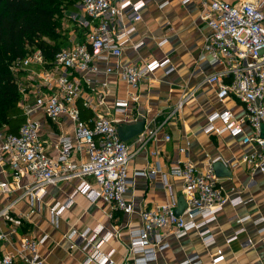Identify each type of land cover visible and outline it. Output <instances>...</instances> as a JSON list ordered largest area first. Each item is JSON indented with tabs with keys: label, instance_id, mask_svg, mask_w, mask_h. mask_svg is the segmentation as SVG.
<instances>
[{
	"label": "built area",
	"instance_id": "built-area-1",
	"mask_svg": "<svg viewBox=\"0 0 264 264\" xmlns=\"http://www.w3.org/2000/svg\"><path fill=\"white\" fill-rule=\"evenodd\" d=\"M191 1L184 0L183 3ZM199 4L200 18L209 26L199 61L205 60V63L217 68L203 82L217 87L219 101L225 102L235 97L245 106L242 117H237L230 109L213 112L208 116L203 131L216 135L229 133L251 148H262L261 151L247 154L244 159L253 165L254 170L264 172V0H199ZM145 6L144 0H81L80 7L85 17L78 21L86 29L84 41H72L71 45L57 53L54 65L32 73L28 79L32 82L30 87L25 85L22 77L32 62L46 64L41 50H35L13 63L12 71L22 94L20 106L26 121L17 134L7 133L0 144V157L10 169L12 177V181L0 182V194L11 190L12 184L21 188L25 174H29L32 181L23 195L0 210V220L20 224L21 221L10 214L18 200L30 195L34 201L32 204L40 209L47 187L71 178L82 179L79 191L91 202H108L114 210L128 215L134 212V202L128 197L133 184L130 163L135 155L157 139L160 128L146 129L145 126V130L136 138L137 146L131 149L129 143L121 139L119 122L111 110H101L106 104L107 81L101 84L103 90L99 91V101L94 103L86 99V106L94 112L91 118L85 120L81 117L78 99L84 92L82 79L90 73L100 72L98 60L105 59L106 74L119 73L121 79L135 89L140 87L143 78L157 69L173 70L170 57L164 61L154 60L137 65L120 61L111 64L108 57L102 56L106 51L119 58L129 45L136 51L143 47L144 42H134L133 37L137 33V23L143 19ZM166 41L165 38L159 44ZM226 78L230 79L229 82ZM31 95L34 96L32 102L29 101ZM190 96L181 100L177 109ZM131 97L135 101L139 99L137 93H131ZM128 106L127 99H117L113 111L123 114ZM39 110L53 121L67 116L74 123L73 134L61 138L56 158L49 154L40 138L39 123L32 120V115ZM246 126L252 129L251 133H247ZM165 139L169 140L170 136L166 135ZM83 148L87 159L72 162L74 152ZM186 151V148L180 149L181 153ZM151 154L158 156L159 151H151ZM159 172L161 167L156 163L147 169L135 170L133 176L149 177ZM169 174L182 181L186 206L178 215V202L172 197L171 201L142 210L139 225L128 223V258L132 264H157L159 254L170 247L167 239L170 233L182 238L196 230L206 245L213 244L215 239L209 234L207 224L217 219L225 204L243 202L239 197L232 199L224 193L212 163L200 168L192 162H177L171 166ZM88 177L93 179V183L87 180ZM63 209L64 206H58L52 208V212L58 215ZM118 235V230L103 233V227L99 226L85 231L73 229L68 239L71 247L89 249L87 263L116 264L112 259L114 251L104 253L101 245L107 238ZM5 238L0 224V240ZM235 238L236 235L228 241ZM45 239L25 237L22 240L19 254L27 264H45V259L39 253V245ZM251 244L250 240L244 242L245 247ZM194 258L180 264H190ZM221 259L222 256L217 257L212 264H217ZM0 264L18 263L13 255L3 253L0 254Z\"/></svg>",
	"mask_w": 264,
	"mask_h": 264
},
{
	"label": "crops",
	"instance_id": "crops-1",
	"mask_svg": "<svg viewBox=\"0 0 264 264\" xmlns=\"http://www.w3.org/2000/svg\"><path fill=\"white\" fill-rule=\"evenodd\" d=\"M144 1L143 19L137 23V33L133 37L134 42L142 40L143 47L136 51L129 45L119 58L106 51L102 56L108 57L111 64L120 61L137 65L154 60L164 61L170 57L173 70L167 72L166 68H159L143 78L140 87L135 89L122 80L119 73L106 74L105 59L98 60L100 72L86 75L89 81L82 79L84 92L78 99L81 117L85 120L91 118L94 112L86 106V99L94 103L99 101V91L103 90L101 84L107 81L106 104L101 110H111L119 124L146 120V129L160 128L157 139L135 155L130 163L133 184L128 197L133 200L135 210L128 215L114 210L108 202H91L79 191L81 178H71L48 186L40 209L32 204L34 201L30 195H25L10 212L21 223L0 220L6 234V238L0 240V254L13 255L18 264H27L19 254L25 237L37 240L46 238L39 245V253L45 259V264H98L94 261L87 263L89 249L71 247L68 235L73 229L85 231L99 226L103 227V233L119 231L118 236L106 239L101 251L109 253L113 250L112 259L116 264H132L128 258V223L139 225L142 210L171 201L172 197L178 202V198L183 195L182 181L169 174L171 166L177 162H192L197 167L205 168L216 161H222L231 172L227 176H217L218 184L227 196L232 199L239 197L243 202L225 204L217 214V219L207 224L209 234L215 239L209 246L196 230L182 238L170 233L167 237L170 247L159 254L157 264H180L192 257L195 258L190 264H212L219 256L222 259L217 264H264V172L254 170L253 165L244 159L247 154L263 149L251 148L229 133L216 135L203 131L208 116L213 112L230 109L237 117H242L245 115V106L235 97L225 102L219 101L217 87L203 82L217 68L211 67L205 60L199 61L205 37L209 33L207 22L200 18L199 0L187 4L183 3L184 0ZM79 10L76 19L67 26L73 42L85 40L86 29L78 21L85 14L81 7ZM165 38L167 41L160 45V41ZM45 67L46 64L32 62L22 77L25 85L30 87V75ZM225 80L229 82L230 79ZM131 93L139 95L138 101L131 97ZM190 94L182 107L177 109L179 102ZM117 99L129 101L126 113H114ZM33 100L34 96L31 95L29 101ZM32 120L39 123L40 138L49 154L56 158L61 138L73 134L74 123L67 116L53 121L40 110L32 115ZM245 129L247 133L252 132L249 126ZM7 133V128L0 129V144ZM166 135L170 136L169 140L165 139ZM136 138L127 141L131 149L137 146ZM182 147L186 148L185 153L180 152ZM154 150L159 151L158 156L151 154ZM86 159L83 148L74 152L71 161L78 163ZM156 163L161 167V172L156 175L133 176L135 170L147 169ZM0 169V182L12 181L10 169L4 165L1 157ZM87 180L93 183L91 177ZM31 181V176L25 174L21 188L12 184L11 190L3 191L0 194V210L23 195ZM58 206H64V209L57 215L52 212V208ZM235 235L236 238L229 242ZM249 240L252 244L245 247L244 242Z\"/></svg>",
	"mask_w": 264,
	"mask_h": 264
},
{
	"label": "trees",
	"instance_id": "trees-1",
	"mask_svg": "<svg viewBox=\"0 0 264 264\" xmlns=\"http://www.w3.org/2000/svg\"><path fill=\"white\" fill-rule=\"evenodd\" d=\"M81 0H0V129L17 134L26 121L13 63L41 50L46 67L72 44L62 19L75 16ZM73 21H71L72 23Z\"/></svg>",
	"mask_w": 264,
	"mask_h": 264
},
{
	"label": "water",
	"instance_id": "water-1",
	"mask_svg": "<svg viewBox=\"0 0 264 264\" xmlns=\"http://www.w3.org/2000/svg\"><path fill=\"white\" fill-rule=\"evenodd\" d=\"M145 126H146V120H140L134 124H119L118 125L119 135L122 140L128 141L141 134L145 130ZM213 168L217 176H227L231 174V172L226 168V165L222 161H216L213 164ZM185 206H186V202L184 196L181 195L178 198V206L176 208V213L178 215L181 214Z\"/></svg>",
	"mask_w": 264,
	"mask_h": 264
},
{
	"label": "rangeland",
	"instance_id": "rangeland-1",
	"mask_svg": "<svg viewBox=\"0 0 264 264\" xmlns=\"http://www.w3.org/2000/svg\"><path fill=\"white\" fill-rule=\"evenodd\" d=\"M237 1H240V0H237ZM233 2H235V1H233ZM78 13H80V10H79V12ZM77 13V14H78ZM67 15V14H66ZM66 15L63 17V19H62V22H63V25H64V27H67V26H69V24H70V22L71 21H74V17H66ZM77 23V22H76ZM78 27V26H77ZM77 43V42H76Z\"/></svg>",
	"mask_w": 264,
	"mask_h": 264
}]
</instances>
